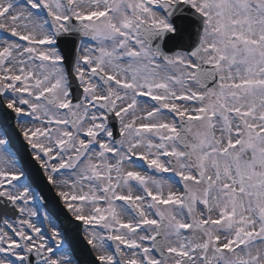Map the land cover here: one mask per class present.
I'll list each match as a JSON object with an SVG mask.
<instances>
[{
    "label": "snow or ice",
    "instance_id": "obj_1",
    "mask_svg": "<svg viewBox=\"0 0 264 264\" xmlns=\"http://www.w3.org/2000/svg\"><path fill=\"white\" fill-rule=\"evenodd\" d=\"M0 264H264V0H0Z\"/></svg>",
    "mask_w": 264,
    "mask_h": 264
}]
</instances>
